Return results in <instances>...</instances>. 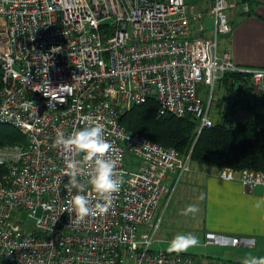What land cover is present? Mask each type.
<instances>
[{
	"label": "built area",
	"instance_id": "built-area-1",
	"mask_svg": "<svg viewBox=\"0 0 264 264\" xmlns=\"http://www.w3.org/2000/svg\"><path fill=\"white\" fill-rule=\"evenodd\" d=\"M228 0H215L213 39L203 13L186 0H0V125L17 128L25 144L0 147V264H235L155 250L166 207L185 174L191 151L126 129L121 116L148 100L158 114L192 116L198 135L213 126L199 84L215 87L242 74L264 96V68L238 65L218 51L233 30ZM248 9V7H246ZM100 123L124 184L107 214L76 222L66 191L69 159L53 147L58 133ZM219 176L246 190L264 186V171L225 167ZM86 182V177L80 178ZM77 190H72V195ZM96 202L89 186L84 193ZM27 212L25 223L19 214ZM40 212V215H39ZM254 238L207 233L205 244L254 246Z\"/></svg>",
	"mask_w": 264,
	"mask_h": 264
},
{
	"label": "crops",
	"instance_id": "crops-1",
	"mask_svg": "<svg viewBox=\"0 0 264 264\" xmlns=\"http://www.w3.org/2000/svg\"><path fill=\"white\" fill-rule=\"evenodd\" d=\"M228 1L234 5L227 9L233 30L228 34H219V53L229 52L232 59L240 66H260V68H264V0ZM186 2L189 5L195 6L196 11L203 13L202 21L204 22L205 29L198 31V23L192 18L190 23L192 34L202 36L207 40L213 39L215 19L210 12L215 5V0H186ZM224 85L227 89V85ZM237 85L234 91L238 88L239 94L244 99L239 103L235 100V105L232 106L235 110L241 111L239 117H248L244 113L245 110L253 112L255 115L248 119H256L261 129H264V96L255 95L252 92V84L248 82L243 83L242 86ZM241 113H244V115ZM184 186L188 189H193V191L188 193L189 195L185 199L182 207H187L192 203L198 205L200 209L198 214L204 215L202 218L204 223L201 226L197 222L195 228L193 224L190 226L188 223H183L189 220L192 221L195 216L181 215L179 213L182 209L180 206L173 211L172 215V218L176 217L178 220L175 219L173 224L172 222L166 223L163 227V233L156 238L155 243L157 245L154 246V244L153 249H162L170 253L191 254L203 262L230 261L232 263L242 264L243 258L248 254L264 256V211L254 208L255 202L264 197V186H256L253 189L246 190L238 180H224L219 176V169L206 165L192 168L185 175L181 183V187ZM201 194H203L204 199L199 202L195 197ZM175 225L183 229L190 228L192 230L191 232H194V235L198 237L199 243L194 247L188 248L186 251H169L170 242L173 238L177 234H184V231L182 233L180 231L178 232ZM200 230L204 231V240L203 238L201 239V233L203 232L199 234ZM207 233H216L231 237L254 238V246L249 247L243 244L237 246L230 244H205ZM210 245L241 248L245 246L244 248L252 251L235 257V261L237 262H233L231 260H221L218 257H212L208 254L206 255L210 251L206 250V248ZM128 264H133V262H129Z\"/></svg>",
	"mask_w": 264,
	"mask_h": 264
},
{
	"label": "trees",
	"instance_id": "trees-1",
	"mask_svg": "<svg viewBox=\"0 0 264 264\" xmlns=\"http://www.w3.org/2000/svg\"><path fill=\"white\" fill-rule=\"evenodd\" d=\"M221 80L229 92L234 91L236 84L242 86L249 82L239 73H228ZM120 123L126 129L145 134L167 147L177 149L183 155L191 151L190 157L195 163L219 170L229 167L235 171L244 168L264 171V129H261L256 119L236 121L228 118L222 122L214 121L212 127L198 135L197 122L192 116L159 115L156 101L148 100L126 111ZM26 142V135L17 128L0 125V147ZM6 171V165H0V175Z\"/></svg>",
	"mask_w": 264,
	"mask_h": 264
},
{
	"label": "clouds",
	"instance_id": "clouds-1",
	"mask_svg": "<svg viewBox=\"0 0 264 264\" xmlns=\"http://www.w3.org/2000/svg\"><path fill=\"white\" fill-rule=\"evenodd\" d=\"M53 147L62 149L69 156L73 153L83 154L82 161L69 159L66 163L67 171L63 173L69 178L65 187L70 196V207L66 211L75 214L76 222H82L89 216L107 214L115 194L125 181L123 173L118 171V159L110 155L114 149L106 138L104 126L97 123L73 131L67 136L58 133ZM83 177H86V182L80 179ZM89 186L96 194L95 203L84 194ZM73 189L77 190V194L72 195ZM199 199H204L203 194ZM254 208L264 211V197L255 202ZM199 211L198 205L190 204L182 211V215L195 216ZM198 243V237L191 233L177 234L170 242L169 251H186ZM242 264H264V256L248 254L243 258Z\"/></svg>",
	"mask_w": 264,
	"mask_h": 264
},
{
	"label": "rangeland",
	"instance_id": "rangeland-1",
	"mask_svg": "<svg viewBox=\"0 0 264 264\" xmlns=\"http://www.w3.org/2000/svg\"><path fill=\"white\" fill-rule=\"evenodd\" d=\"M250 83V82H248ZM251 84V83H250ZM238 86V85H237ZM227 89L223 83V81L221 82H217L215 84V87L212 88L211 86H206L205 84H199V96L205 101L206 106H208L209 101L211 99V101L213 100L211 106H210V117L213 119V121L215 122H222L225 119H233L236 121H240V120H245L248 118H251V116L253 117L255 114L253 112H251L250 110H245V114L248 115L247 118L245 117H239L240 116V112L238 110L234 109V101L237 100L238 103L242 100L243 101V96H241L239 94L238 88L237 90L233 91V92H229L227 93ZM234 103V104H232ZM233 105V106H232ZM244 113H241L244 115ZM250 116V117H249ZM202 164L199 163H195L192 161V168L200 166ZM189 173V172H188ZM187 175V174H185ZM184 175V177H185ZM184 177L181 179L180 184L178 185L174 196L172 198V201L170 202L169 206L166 207V211L164 213V216L162 218L163 221H161V226L160 229L158 231V234L156 236V238L161 235L163 233V227L166 225L167 222H174V220H178V218H172L173 215V211L178 209L180 206L181 211L179 212L182 215V211L186 208V207H182L185 199L188 197V193H190L191 191H193V189H188L186 188V186L181 187V183L184 179ZM201 195H196L195 199L199 200L200 202V197ZM192 199V198H191ZM193 204V203H192ZM40 215V212H39ZM203 214H197L195 215L194 219L191 221L189 220L188 222H183V223H188L190 226H192L195 228L196 227V223L199 222L200 225H203ZM185 217V216H183ZM28 218V214L27 212H23L21 214H19V219L22 223H25L27 221ZM176 230L180 233H182V231H184V234L187 233H191L194 235V232H191L192 230H190V228L188 229H183L182 227H178V225H175ZM176 231V232H177ZM177 232V233H178ZM203 232V233H201ZM201 235V239L203 238L204 240V231L200 230L199 234ZM196 236V235H195ZM156 240L154 241V243L152 244V248L153 245L156 246L157 243H155ZM245 246L241 247H218V246H209L206 248V250H210L209 253H206V255L208 254L209 256L212 257H218L221 260H231L233 262H237L235 261L237 256L242 255V254H246L248 253V251H252L249 250L248 248H244ZM225 262H230V261H225ZM232 263V262H231ZM235 264H239V263H235Z\"/></svg>",
	"mask_w": 264,
	"mask_h": 264
}]
</instances>
